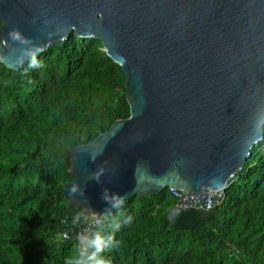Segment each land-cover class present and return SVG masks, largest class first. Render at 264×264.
<instances>
[{
	"label": "water",
	"instance_id": "95a60500",
	"mask_svg": "<svg viewBox=\"0 0 264 264\" xmlns=\"http://www.w3.org/2000/svg\"><path fill=\"white\" fill-rule=\"evenodd\" d=\"M98 39L125 76L129 115L69 147V203L101 219L137 194L228 184L263 137L264 0H0V63ZM217 206L172 205L175 228Z\"/></svg>",
	"mask_w": 264,
	"mask_h": 264
},
{
	"label": "trees",
	"instance_id": "16d2710c",
	"mask_svg": "<svg viewBox=\"0 0 264 264\" xmlns=\"http://www.w3.org/2000/svg\"><path fill=\"white\" fill-rule=\"evenodd\" d=\"M128 115L124 73L98 39L70 33L17 70L0 63V264H264V124L224 201L193 228L166 219L164 188L102 216L84 249L56 238L85 217L61 191L69 147Z\"/></svg>",
	"mask_w": 264,
	"mask_h": 264
},
{
	"label": "built area",
	"instance_id": "2783aa9c",
	"mask_svg": "<svg viewBox=\"0 0 264 264\" xmlns=\"http://www.w3.org/2000/svg\"><path fill=\"white\" fill-rule=\"evenodd\" d=\"M227 184L216 191L204 190L199 193H189L174 187H167L169 193L175 199V205L188 207H200L204 209L211 208L213 205L222 203L225 199V188ZM99 219H90L85 216L79 223L70 229L58 231L57 239L75 240L81 249L86 247L87 242L95 236L99 227Z\"/></svg>",
	"mask_w": 264,
	"mask_h": 264
},
{
	"label": "rangeland",
	"instance_id": "374dc122",
	"mask_svg": "<svg viewBox=\"0 0 264 264\" xmlns=\"http://www.w3.org/2000/svg\"><path fill=\"white\" fill-rule=\"evenodd\" d=\"M261 150L264 151V145L261 147Z\"/></svg>",
	"mask_w": 264,
	"mask_h": 264
},
{
	"label": "bare ground",
	"instance_id": "6f19581e",
	"mask_svg": "<svg viewBox=\"0 0 264 264\" xmlns=\"http://www.w3.org/2000/svg\"><path fill=\"white\" fill-rule=\"evenodd\" d=\"M56 188V187H55ZM61 223V222H60Z\"/></svg>",
	"mask_w": 264,
	"mask_h": 264
}]
</instances>
